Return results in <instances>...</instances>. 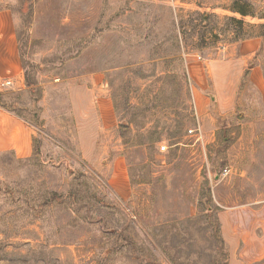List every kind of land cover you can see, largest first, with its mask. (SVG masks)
Listing matches in <instances>:
<instances>
[{
	"label": "rangeland",
	"instance_id": "1",
	"mask_svg": "<svg viewBox=\"0 0 264 264\" xmlns=\"http://www.w3.org/2000/svg\"><path fill=\"white\" fill-rule=\"evenodd\" d=\"M233 3L0 2L14 13L25 72L22 88L0 85V104L38 127L31 159L0 155V264H227L220 210L264 199V133L249 127L263 109L248 85L229 113L211 111L218 130L205 137L187 66L224 60L236 36L264 33V0H237L247 16ZM94 76L116 125L87 158L68 86ZM120 154L129 199L111 180Z\"/></svg>",
	"mask_w": 264,
	"mask_h": 264
},
{
	"label": "crops",
	"instance_id": "2",
	"mask_svg": "<svg viewBox=\"0 0 264 264\" xmlns=\"http://www.w3.org/2000/svg\"><path fill=\"white\" fill-rule=\"evenodd\" d=\"M226 49L229 55L224 60L203 62L193 59L188 62L192 99L200 131L205 137L211 132L214 134L218 128L213 129L216 126L209 124H214L211 111L218 117L226 115L235 108L239 96L250 85L260 99L259 104L252 107L263 110L253 114L249 127L253 126L254 133L263 135L264 33L258 32L233 42ZM3 82H11L5 88L12 89L25 85L16 21L8 6H0V85ZM105 86L106 83L99 76L88 77L68 86L72 111L80 128V147L83 154L89 153L88 157L84 155L87 158L94 154L100 134L116 125L114 102ZM257 98H253V101L257 102ZM35 126L0 104V155L10 154L18 160L31 159L34 154ZM143 132L148 134L149 130L143 128ZM161 139L152 138L144 143H156ZM144 143L138 144L145 146ZM125 161L126 156L120 154L110 163L111 180L115 182L120 195L129 199L132 187ZM231 169L232 174L234 169ZM218 216L228 252L227 264H264V199L223 206Z\"/></svg>",
	"mask_w": 264,
	"mask_h": 264
},
{
	"label": "trees",
	"instance_id": "3",
	"mask_svg": "<svg viewBox=\"0 0 264 264\" xmlns=\"http://www.w3.org/2000/svg\"><path fill=\"white\" fill-rule=\"evenodd\" d=\"M236 1H237V0H234V3L232 4V7L230 8L232 11H234V12H238V13H240V14L243 15V16L254 15L253 12H251V11L245 9L243 6H239V5L235 4ZM203 17H205V19H207V18H209L210 16H209V14H203ZM231 18L234 19V20L239 24L240 27L243 25V20H242V19H237V18H235V17H231ZM260 18H264V14H262V15L260 16ZM263 25H264V24H263ZM239 33H240V32H238V34H239ZM249 36H250V35H249ZM242 39H245V38H244V37H239V36L237 37V36H236L234 42H236V41H240V40H242ZM28 84L32 85L31 82H28ZM3 106H4V105H3ZM40 126H41V125H39V127H40Z\"/></svg>",
	"mask_w": 264,
	"mask_h": 264
},
{
	"label": "built area",
	"instance_id": "4",
	"mask_svg": "<svg viewBox=\"0 0 264 264\" xmlns=\"http://www.w3.org/2000/svg\"><path fill=\"white\" fill-rule=\"evenodd\" d=\"M10 83H11V82H5V83L3 82V83H1V85L5 87V86H8ZM191 131H193V130H190V132H191ZM196 134H198V133H196ZM200 134H201V133H199L197 136L200 137ZM166 148H167V145H166V144H162V145H161V150H165ZM231 172H232L231 167H228V166H227L226 168H224L222 174H223L224 177H226V176L231 175Z\"/></svg>",
	"mask_w": 264,
	"mask_h": 264
}]
</instances>
